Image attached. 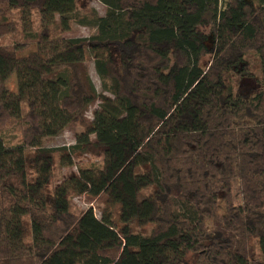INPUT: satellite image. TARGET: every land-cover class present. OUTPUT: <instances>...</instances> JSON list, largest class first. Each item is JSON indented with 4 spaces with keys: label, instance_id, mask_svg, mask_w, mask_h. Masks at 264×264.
Returning a JSON list of instances; mask_svg holds the SVG:
<instances>
[{
    "label": "trees",
    "instance_id": "trees-1",
    "mask_svg": "<svg viewBox=\"0 0 264 264\" xmlns=\"http://www.w3.org/2000/svg\"><path fill=\"white\" fill-rule=\"evenodd\" d=\"M98 1L103 15L77 0H0V264H264V0ZM72 21L95 33L55 35ZM68 123L84 125L74 144L40 146ZM84 153L101 164L48 199L55 158ZM86 191L117 206L123 230L72 211Z\"/></svg>",
    "mask_w": 264,
    "mask_h": 264
},
{
    "label": "rangeland",
    "instance_id": "rangeland-1",
    "mask_svg": "<svg viewBox=\"0 0 264 264\" xmlns=\"http://www.w3.org/2000/svg\"><path fill=\"white\" fill-rule=\"evenodd\" d=\"M84 6L91 7L95 9L98 14L103 15L105 12V7L98 0H77V9L76 12H79L83 9ZM58 21V20H57ZM55 35H62L64 37H88L95 33L94 27L90 25H84L78 22H70V26L65 31H60L58 27L55 28ZM0 41L3 43H10L11 39L9 37L0 38ZM205 58L208 59V56ZM89 75L95 85L96 90L103 95H109V93L104 92L101 88V83L98 75L94 69V62L91 53H87V60L85 62ZM7 86L10 90H16V78L11 76ZM240 88L243 92L249 93L253 92L256 89L255 84L250 80H244L240 85ZM101 99L99 98L94 104H91L85 113L86 121L89 122L92 117L94 110L98 109ZM84 125L79 123H68L61 130L55 131L54 133L43 137L40 140V146L44 147H59V146H69L74 144L80 133L83 131ZM2 136L5 138V141L8 143H15L18 139V128L15 123H12L5 127L1 132ZM34 147H29L26 150V167L29 180L34 181L36 178V169L34 161ZM102 162L101 155L95 154H76L73 156L71 163L67 164L62 161L61 158L56 157L51 174L49 176V181L45 185V194L48 199L53 195V189L56 185L61 183L63 180L67 179L70 175L76 174L79 168L91 167L100 165ZM146 192H150V189H146ZM239 191L237 186L234 188V201L238 203ZM71 209L75 213H78L87 208H92L94 215L101 219L103 216H107L115 224L116 229L123 230L125 222L123 217L118 213V208L116 205L111 204L107 201V198L104 194H97L92 191H86L83 194H76L70 198ZM1 206V198H0ZM26 226L28 227L27 223Z\"/></svg>",
    "mask_w": 264,
    "mask_h": 264
}]
</instances>
